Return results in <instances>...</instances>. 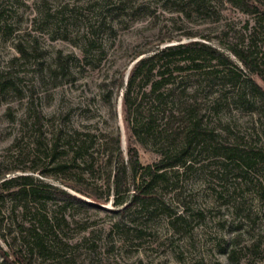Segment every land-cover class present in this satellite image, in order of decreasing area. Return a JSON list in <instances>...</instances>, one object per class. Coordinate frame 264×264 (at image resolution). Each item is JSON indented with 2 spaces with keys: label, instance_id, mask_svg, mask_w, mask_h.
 I'll return each mask as SVG.
<instances>
[{
  "label": "rangeland",
  "instance_id": "374dc122",
  "mask_svg": "<svg viewBox=\"0 0 264 264\" xmlns=\"http://www.w3.org/2000/svg\"><path fill=\"white\" fill-rule=\"evenodd\" d=\"M131 1L149 9L113 20L108 6L115 0H0L3 168L9 164L8 158L17 161L13 166H30L36 154L33 125L39 114L68 128L89 124L103 128L104 118L115 124L100 84L104 79L114 83L120 73L127 77L134 55L155 46L161 38L171 36L186 41L184 36L192 33L196 40L208 36L213 44L220 40L246 44L255 32L257 50L264 55V20L228 2L219 4L216 13H192L188 17L177 11L188 0H171L176 4L169 0ZM252 2L264 11V0ZM67 56H71L68 65L60 69L59 57L64 61ZM252 77L264 88L259 75ZM114 102L127 158L131 138L124 121L122 97L115 94ZM258 114L261 122L255 123L256 132L264 144V111ZM220 118L237 123L243 133L253 126V115L237 108L224 109ZM46 126L51 128L48 123ZM22 136L20 148L9 151ZM136 146L142 165L159 159L156 153ZM260 168L245 179L228 172L220 183L201 170L180 173L157 186L163 195L161 201L128 207L124 214L118 213L121 208L112 202L100 204V209L70 208L65 214L88 222L90 228L82 234L94 232L100 252L115 244L112 257L120 264H264V199L260 195L264 164ZM28 174L62 186L52 177ZM57 206L50 201L40 208L52 215L60 211ZM183 213L186 219L176 222L175 229L171 222ZM72 225L68 235L74 242L82 234Z\"/></svg>",
  "mask_w": 264,
  "mask_h": 264
},
{
  "label": "trees",
  "instance_id": "16d2710c",
  "mask_svg": "<svg viewBox=\"0 0 264 264\" xmlns=\"http://www.w3.org/2000/svg\"><path fill=\"white\" fill-rule=\"evenodd\" d=\"M227 2L264 20V11L252 0H188L177 11L188 17L216 13L217 6ZM148 9L131 0H115L108 6L113 20ZM184 37L186 41L161 38L134 55L127 77L120 73L114 83L102 81L100 89L115 124L104 118L103 128L91 124L68 128L39 114L33 125L36 154L30 166H13L17 161L8 158L3 168L0 161V264H120L112 257L115 244L100 252L94 232L82 234L90 228L88 222L65 211L100 209V204L112 202L124 214L128 207L161 201L157 186L180 173L201 170L220 183L228 172L245 179L260 171L264 144L255 123L261 122L258 113L264 111V88L252 76L264 81V55L257 50L255 32L246 44L222 40L213 44L208 36L196 40L192 33ZM20 51L25 54V49ZM70 58L59 57L60 69ZM115 94L122 97L130 132L127 158L117 104L112 103ZM230 108L253 115L248 132L243 133L237 123L222 121L221 112ZM23 139L8 150L19 149ZM137 144L159 159L142 165ZM28 172L52 177L62 186ZM260 195L264 199L263 187ZM50 201L59 212L41 211L40 206ZM184 213L171 222L175 229L176 222L185 221ZM72 224L82 234L74 242L68 235Z\"/></svg>",
  "mask_w": 264,
  "mask_h": 264
}]
</instances>
